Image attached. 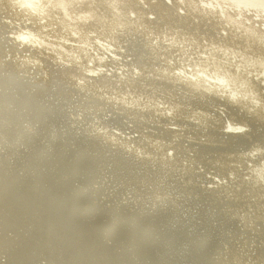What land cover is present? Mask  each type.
Here are the masks:
<instances>
[{"label":"bare ground","instance_id":"bare-ground-1","mask_svg":"<svg viewBox=\"0 0 264 264\" xmlns=\"http://www.w3.org/2000/svg\"><path fill=\"white\" fill-rule=\"evenodd\" d=\"M0 264H264V0H0Z\"/></svg>","mask_w":264,"mask_h":264},{"label":"clouds","instance_id":"clouds-1","mask_svg":"<svg viewBox=\"0 0 264 264\" xmlns=\"http://www.w3.org/2000/svg\"><path fill=\"white\" fill-rule=\"evenodd\" d=\"M27 6H28L27 4L21 3V7H27ZM10 236H11V233L8 234V237H10Z\"/></svg>","mask_w":264,"mask_h":264}]
</instances>
